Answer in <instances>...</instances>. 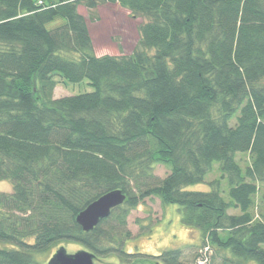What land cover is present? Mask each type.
Instances as JSON below:
<instances>
[{
  "label": "trees",
  "instance_id": "16d2710c",
  "mask_svg": "<svg viewBox=\"0 0 264 264\" xmlns=\"http://www.w3.org/2000/svg\"><path fill=\"white\" fill-rule=\"evenodd\" d=\"M104 3L146 19L131 54H96L79 6ZM59 16L65 22L47 28ZM85 79L93 91L54 96L61 83ZM214 162L228 200L219 179L209 191L187 189L205 182ZM158 165L170 169L162 178ZM0 180L13 185L0 191V264H47L60 242L99 260L144 263L146 254L125 245L128 216L147 197L178 204L182 222L223 252L224 264H264V212H255L264 182V0H0ZM114 189L124 203L85 231L77 214ZM183 254L147 256L198 264Z\"/></svg>",
  "mask_w": 264,
  "mask_h": 264
},
{
  "label": "rangeland",
  "instance_id": "374dc122",
  "mask_svg": "<svg viewBox=\"0 0 264 264\" xmlns=\"http://www.w3.org/2000/svg\"><path fill=\"white\" fill-rule=\"evenodd\" d=\"M80 12L86 17L90 33L92 36L95 52L97 55L128 54L134 51L140 38L138 26L146 19L131 17L129 11L117 3H104L96 9L88 10L84 5L79 6ZM65 22L61 16L46 24L47 28L54 29ZM94 88L88 80L78 83L66 82L58 85L54 90L55 97L65 95L80 94L93 91ZM236 159L245 167L250 164L249 153L238 152ZM170 169L164 165H158L155 173L159 177H164ZM220 180L221 193L225 199H230L227 177L222 176L219 162H214L213 169L206 176V181L199 184L190 185L189 190L209 191L214 186L211 181ZM260 190L257 194V207L255 212L259 215L264 212V182H260ZM0 191L11 193L13 185L10 180H0ZM232 214H239L240 209L231 208L228 211ZM181 207L178 204H163L158 197H147L136 208L132 209L128 216V228L132 231L133 237L127 240L125 249L127 252H141L146 254L148 261L140 264H164L161 260L147 255L158 256L166 249H183V258L188 261L198 259L200 251L205 245L201 238L200 231L182 222ZM64 246L69 253H74L80 249H86L79 243L60 242L56 244L44 257L49 259L56 250ZM227 256L231 255L226 253ZM148 257V258H147ZM150 259V260H149ZM97 264H121L117 256H110L104 259H96ZM156 263V264H157ZM207 264H224V253L217 252L213 247L210 262ZM245 264H259L257 260L250 259Z\"/></svg>",
  "mask_w": 264,
  "mask_h": 264
},
{
  "label": "water",
  "instance_id": "95a60500",
  "mask_svg": "<svg viewBox=\"0 0 264 264\" xmlns=\"http://www.w3.org/2000/svg\"><path fill=\"white\" fill-rule=\"evenodd\" d=\"M126 200V193L121 189H114L102 194L81 210L76 221L85 231L93 230L102 219L108 217L114 208L122 205ZM47 264H97L96 255L87 249H80L69 253L66 247H59ZM158 264V263H157Z\"/></svg>",
  "mask_w": 264,
  "mask_h": 264
},
{
  "label": "built area",
  "instance_id": "2783aa9c",
  "mask_svg": "<svg viewBox=\"0 0 264 264\" xmlns=\"http://www.w3.org/2000/svg\"><path fill=\"white\" fill-rule=\"evenodd\" d=\"M213 248L211 247L210 243H206L200 251V256L198 257L197 263L198 264H207L210 262L211 254Z\"/></svg>",
  "mask_w": 264,
  "mask_h": 264
},
{
  "label": "crops",
  "instance_id": "0c3cea01",
  "mask_svg": "<svg viewBox=\"0 0 264 264\" xmlns=\"http://www.w3.org/2000/svg\"><path fill=\"white\" fill-rule=\"evenodd\" d=\"M128 54H131V53H128ZM118 55V54H117Z\"/></svg>",
  "mask_w": 264,
  "mask_h": 264
}]
</instances>
